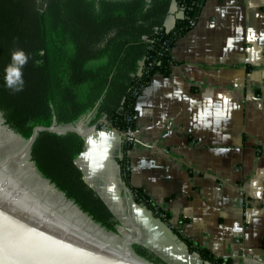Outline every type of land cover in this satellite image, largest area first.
<instances>
[{
    "label": "crops",
    "instance_id": "1",
    "mask_svg": "<svg viewBox=\"0 0 264 264\" xmlns=\"http://www.w3.org/2000/svg\"><path fill=\"white\" fill-rule=\"evenodd\" d=\"M177 15L173 4L167 30ZM169 57L168 74L154 75L135 100L129 184L167 214L171 228L214 257L264 264V0H204ZM205 94L236 105L218 128L192 125L198 110L192 101ZM90 120L68 131L83 137L82 153L89 136L110 132L109 156L100 169L82 153L74 163L118 221L124 246L140 245L166 264H205L134 201L117 162L121 135ZM237 184L250 201L246 208L234 204Z\"/></svg>",
    "mask_w": 264,
    "mask_h": 264
},
{
    "label": "trees",
    "instance_id": "2",
    "mask_svg": "<svg viewBox=\"0 0 264 264\" xmlns=\"http://www.w3.org/2000/svg\"><path fill=\"white\" fill-rule=\"evenodd\" d=\"M203 1L49 0L39 9L37 0H0V111L5 114L4 125L24 140L37 129L29 155L38 174L107 232L116 233L118 221L74 163L83 152V137L50 128L72 125L90 115L91 125L119 132L117 162L123 185L136 203L170 227L167 214L154 209L149 198L130 186L126 168L131 144L124 135L135 128L136 98L154 75L168 74L169 53L198 21ZM173 4L178 15L167 30L164 22ZM15 48L31 57L24 69L25 88L19 93L11 92L4 82V68ZM41 49L42 57L36 54ZM170 229L202 263L231 264ZM131 250L150 264H166L140 245L132 244Z\"/></svg>",
    "mask_w": 264,
    "mask_h": 264
},
{
    "label": "water",
    "instance_id": "3",
    "mask_svg": "<svg viewBox=\"0 0 264 264\" xmlns=\"http://www.w3.org/2000/svg\"><path fill=\"white\" fill-rule=\"evenodd\" d=\"M48 1L37 0L39 9ZM34 136L35 132L28 140L29 147ZM26 194L0 172V248L4 250L0 258L4 264H150L132 252L117 251L96 241L63 222L52 210L41 208ZM148 212L185 248L165 223Z\"/></svg>",
    "mask_w": 264,
    "mask_h": 264
},
{
    "label": "rangeland",
    "instance_id": "4",
    "mask_svg": "<svg viewBox=\"0 0 264 264\" xmlns=\"http://www.w3.org/2000/svg\"><path fill=\"white\" fill-rule=\"evenodd\" d=\"M74 125L54 126L52 129L53 132L61 134L69 129H75ZM36 131L37 129L34 132ZM29 149V141L19 137L4 125V120H0V165L2 166L0 172L15 186H20L22 191L27 193V198L43 209L52 210L63 222L117 251L132 252L131 246H124L122 236L117 232H107L95 224L43 179L30 161Z\"/></svg>",
    "mask_w": 264,
    "mask_h": 264
},
{
    "label": "clouds",
    "instance_id": "5",
    "mask_svg": "<svg viewBox=\"0 0 264 264\" xmlns=\"http://www.w3.org/2000/svg\"><path fill=\"white\" fill-rule=\"evenodd\" d=\"M39 56H44L43 49L39 50ZM30 55L22 48H15L11 52L10 62L4 68L5 86L13 93L23 92L25 88L24 69L27 66ZM42 61H35V64H41ZM197 107V111L192 116L193 127L210 128L220 127L222 123H226L229 118L230 111L236 105L230 100L220 98L214 100L210 95L205 94L202 101H192ZM4 112L0 111V120L4 119ZM112 135L110 132L100 130L96 135L89 136L86 143L88 149L81 155L85 156L91 162L92 168L100 169L103 162L108 158L109 151L112 147Z\"/></svg>",
    "mask_w": 264,
    "mask_h": 264
},
{
    "label": "built area",
    "instance_id": "6",
    "mask_svg": "<svg viewBox=\"0 0 264 264\" xmlns=\"http://www.w3.org/2000/svg\"><path fill=\"white\" fill-rule=\"evenodd\" d=\"M192 25H195V24H192ZM101 122H105V121L101 120ZM135 134H136V129L129 128L124 135L126 142H128L129 144H132L134 142ZM126 170H129V166L126 168ZM234 204L235 206L239 208H246L247 206L250 205V201L247 198L245 189L241 184L236 185V197L234 199ZM242 257H244V255H242Z\"/></svg>",
    "mask_w": 264,
    "mask_h": 264
},
{
    "label": "snow or ice",
    "instance_id": "7",
    "mask_svg": "<svg viewBox=\"0 0 264 264\" xmlns=\"http://www.w3.org/2000/svg\"><path fill=\"white\" fill-rule=\"evenodd\" d=\"M3 248H0V255H2V253H3ZM0 264H4V262H3V259L2 258H0Z\"/></svg>",
    "mask_w": 264,
    "mask_h": 264
}]
</instances>
